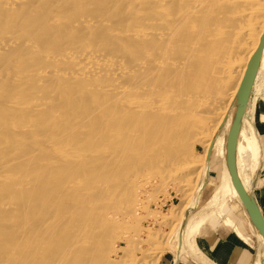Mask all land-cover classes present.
Segmentation results:
<instances>
[{"label": "bare ground", "instance_id": "1", "mask_svg": "<svg viewBox=\"0 0 264 264\" xmlns=\"http://www.w3.org/2000/svg\"><path fill=\"white\" fill-rule=\"evenodd\" d=\"M263 31L264 0H0V264H115L134 181L187 192L234 103L218 190L250 200L239 85Z\"/></svg>", "mask_w": 264, "mask_h": 264}, {"label": "rangeland", "instance_id": "2", "mask_svg": "<svg viewBox=\"0 0 264 264\" xmlns=\"http://www.w3.org/2000/svg\"><path fill=\"white\" fill-rule=\"evenodd\" d=\"M241 40L242 39H239L238 41ZM251 86L252 87H250V91L248 93V98H247L248 103L245 109V113L239 121V128L237 133L238 136L240 131H242L243 137L250 136L251 129H249L250 127L247 123L245 124V118L251 122V120L249 119L251 103H255L257 100H262V99L264 100V59L261 60L258 64L255 73V78ZM234 104H232V107L230 106V109L229 108L227 109L225 115L222 117L223 120L220 122L221 125H218V128L213 133L212 136L213 138L212 137L210 138L211 141L206 154L205 166L199 171V173H198L199 169L196 172H194L196 169L194 168L193 171H191L188 174V177L185 178V180L191 181V184L190 181L189 182L187 181L189 186L187 192L184 193L182 190H180L181 183H179L178 180L171 181L172 183L166 182L164 180V182L166 183H162L161 181H159L160 179L156 176L153 184L146 185L144 184L146 182L145 180L149 178V176H146L148 175L147 173H144L143 175H139L137 177V180L134 181L135 183L134 187L137 188V192L135 191V194L136 193L137 194L134 196V198L130 203L131 206L129 208L130 212L125 213L124 214L125 216L123 215L121 216L122 218H118L116 220L118 223L117 222H115L116 224L114 223L115 226H113L111 232L113 236L112 246L114 243V248L112 247L113 249L120 247L125 249V247L127 246L129 247L128 255H126L127 254L126 249H125L126 251L124 252L123 251L116 252V254L118 255L120 254L121 256L120 259L122 258V254H123V259L122 261L119 259L121 262L117 260L115 264L118 263L121 264L122 262L124 264H156L160 256L163 254L173 253L175 256H177V254L178 255L183 254V250L180 252L177 251L179 244L178 234L182 226L183 220H185L186 216L188 223H187V227L184 229V232H186V229L189 228L190 233L187 242H185V240L183 241V247L185 249V243H186L188 250L194 254L198 253V249L196 248V244H195L196 235L198 234L199 229L205 223L220 224L222 222L228 227H233L237 235L242 239V241L247 242L250 245L251 242L249 237L240 234L237 230V227L229 219L228 216L229 205L234 206V204H237L239 207H241L243 214L244 210L240 203V199L238 200V198L231 195L228 190L226 191V193L218 190L224 178V175L226 174V169H225L226 139H227V134L234 121V108H233ZM227 122H229L230 125L228 128H225L226 127L225 124ZM251 127H252V123H251ZM210 136L211 135H209L208 138L206 139L207 141ZM203 150H204L203 146L196 148V157H198L199 160L204 159ZM250 161L251 159H249L247 164L245 163L242 164L243 166H241L240 172L242 171V169L244 171V169L247 166H249ZM206 167H207V172L208 169H210L211 176L210 178H208L209 183L207 185V188L202 191L205 182L204 179H205ZM249 174H250L249 171H245L244 173L245 178L248 180H249ZM213 185L214 187L212 189ZM246 186L248 188L247 183ZM211 189L212 191L210 193ZM181 206H183V208L185 207V209L183 210ZM133 208L136 210H134ZM177 208H179V210ZM179 211L181 216L179 214ZM241 219L245 224L247 223L246 220L248 219V216L245 211L243 216H241ZM249 226L252 232L251 234L253 235L252 237L253 247L256 250V256H257L256 257L257 261L255 262V264H264V247L260 243L259 234L255 226H252L250 222H249ZM148 233L150 234L148 235ZM136 244H138L139 246ZM109 253L108 256L111 259L116 258L115 256L112 255L113 253L111 251H109ZM125 259L126 262L123 261Z\"/></svg>", "mask_w": 264, "mask_h": 264}, {"label": "crops", "instance_id": "3", "mask_svg": "<svg viewBox=\"0 0 264 264\" xmlns=\"http://www.w3.org/2000/svg\"><path fill=\"white\" fill-rule=\"evenodd\" d=\"M250 109L249 119L251 122L245 118V124L247 123L249 129H251L250 135L255 133L254 136L257 138L260 154L259 160L256 163L250 161L249 166L244 171L242 169L240 174L244 183L246 181L248 185V196L264 222V100L251 103ZM245 171L250 172L249 180L244 176ZM210 176V169H208L202 191L207 188ZM213 187L214 185L212 189ZM243 214L241 207L237 204H234V206L229 205V219L235 224L240 234L249 237L250 245L242 241L233 227H228L222 222L220 224L205 223L199 229L195 238L196 248L198 249L197 254L189 251L185 243L186 253L179 256H175L173 253L163 254L156 264H255L257 256L253 247V235L249 226L250 220L248 218L245 224L241 219ZM251 225L253 226L252 223Z\"/></svg>", "mask_w": 264, "mask_h": 264}, {"label": "water", "instance_id": "4", "mask_svg": "<svg viewBox=\"0 0 264 264\" xmlns=\"http://www.w3.org/2000/svg\"><path fill=\"white\" fill-rule=\"evenodd\" d=\"M263 41H264V31L259 39L256 50L254 51L253 55L251 56L246 66L242 80L239 85V102L241 103V106H243L246 103V100L248 98V93L250 91L253 75H254L255 68L258 62V58H259V54H260ZM242 110H243L242 107H240L236 111V113L234 114V122L236 121V118H239L240 115H242ZM233 123H232V127L230 128L227 134V139H226V150L228 151L232 149V143L234 141V136H235V131H236L235 123L234 125ZM239 199L250 222L253 223L259 229L262 235H264V222L262 221V218L260 217L253 203H251V201L247 199V197L241 191L239 193Z\"/></svg>", "mask_w": 264, "mask_h": 264}]
</instances>
